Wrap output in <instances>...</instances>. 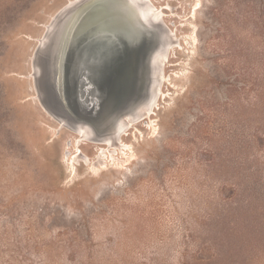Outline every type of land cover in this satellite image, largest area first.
<instances>
[{"label":"rangeland","instance_id":"1","mask_svg":"<svg viewBox=\"0 0 264 264\" xmlns=\"http://www.w3.org/2000/svg\"><path fill=\"white\" fill-rule=\"evenodd\" d=\"M70 1L0 0V264H264V0L178 18L198 42L171 53L159 133L139 124L134 159L97 173L73 168L74 134H55L35 85L41 34ZM155 2L188 18L197 0Z\"/></svg>","mask_w":264,"mask_h":264},{"label":"bare ground","instance_id":"2","mask_svg":"<svg viewBox=\"0 0 264 264\" xmlns=\"http://www.w3.org/2000/svg\"><path fill=\"white\" fill-rule=\"evenodd\" d=\"M202 7L201 0H197L193 16L191 10L189 17L185 18L169 2L71 0L44 28L36 58L33 57L36 59L34 66L38 79L35 85H39H36L39 87L36 89L40 90L41 99L45 101L42 100L44 112L52 115L50 117L58 123L55 134H61L67 128L74 134L72 147L76 150L72 152L70 160L77 172L78 164L82 166L86 162L97 173L110 158L114 164L109 170L124 168L135 157L134 147L125 140V136L138 129L139 124H145L153 136L159 133L157 111L161 109L164 96L165 102L171 99L166 96L163 85L167 79L173 84L177 75L173 73L168 76L167 68L169 64H179V59L171 60V53L174 50L177 54L178 50L185 51L188 47L184 40L192 44V49L198 42L194 29L189 34L186 31L178 33L181 28L178 22L187 27L186 21L197 20L198 10ZM168 16L177 20L174 27H170L171 18L168 19ZM179 17L182 20L178 21ZM77 28L76 44L73 41L72 45L74 53L70 55L67 51V54L72 56L70 80L77 101L84 108L81 112L68 104L66 79L61 78L67 64L63 53H66V44L73 40ZM115 30L121 34L116 35ZM188 53L190 55L191 51ZM104 54L107 55L106 63H103ZM112 62L115 64L113 70ZM103 66L104 70L101 71ZM106 69L111 71V77L118 76L109 93L110 84L107 85L108 89H101L92 76L95 71L105 74ZM116 69L117 73L114 72ZM177 73L176 77L180 78V72ZM64 74L63 78L66 77ZM109 80L108 77L107 82ZM55 115L57 118H54ZM141 134L145 137L143 132ZM135 137L140 138L138 133ZM84 144H94L97 148L94 160L85 153ZM131 150L134 152L131 153Z\"/></svg>","mask_w":264,"mask_h":264},{"label":"water","instance_id":"3","mask_svg":"<svg viewBox=\"0 0 264 264\" xmlns=\"http://www.w3.org/2000/svg\"><path fill=\"white\" fill-rule=\"evenodd\" d=\"M83 20V19H82ZM81 20V21H82ZM106 27V26H105ZM111 29V28H110ZM79 30V28H77V30L75 31V33H74V36H73V40L72 41H69L68 42V44H66L67 45V50H66V53H63V55L65 54V56H64V60H65V58H66V60H65V62L67 61V64H66V68H64V66H65V63H64V66L62 65V68H64L63 69V72L66 74V77L65 78H63V74L64 73H61V78L64 80V79H66V90H67V93H66V95H67V100H68V104H71V106L72 107H74V109L76 110V111H78V112H81L82 110H84V108L83 107H81L80 105H79V103H78V101H77V96H76V94H75V92L73 91V86H72V81L70 80V77H71V75H70V71L72 70V66H70L69 64H70V62L72 61V56H70L72 53H74V47L72 48V45H73V41H74V44H76L75 43V41H76V39H77V37H75V34L77 33V31ZM110 34L112 35V33H111V30H110ZM115 34L116 35H120L121 33L118 31V30H115ZM64 46H65V44H64ZM74 46V45H73ZM63 49V48H62ZM67 51L69 52V54L70 55H68L67 54ZM101 51H103V50H101ZM66 54H67V56H66ZM106 61H107V55H105L104 54V58H103V63L105 62L106 63ZM117 61V60H116ZM116 61H113L114 63H116ZM112 62V66H113V68H112V70L114 69V63ZM119 68V67H118ZM120 69H121V67H120ZM102 70H104V66H103V68L101 69V71ZM114 72H118L117 71V69L114 71ZM115 73V74H116ZM64 74V75H65ZM111 71H107V69H106V72H105V74H102V73H97L96 71H95V73H93L92 74V76H93V79H94V81H95V83H98L99 84V87L101 88V89H108L107 88V85H108V83L110 84L109 85V91H108V93L109 92H112V89H113V87H114V83L116 82V79L118 78V76H117V74H116V76L115 75H113L112 77H111ZM110 78V80H109V82H107V78ZM114 81V82H113ZM111 94V93H110Z\"/></svg>","mask_w":264,"mask_h":264}]
</instances>
